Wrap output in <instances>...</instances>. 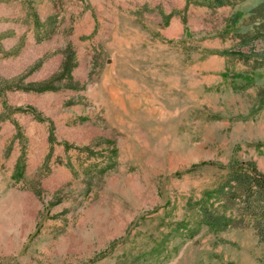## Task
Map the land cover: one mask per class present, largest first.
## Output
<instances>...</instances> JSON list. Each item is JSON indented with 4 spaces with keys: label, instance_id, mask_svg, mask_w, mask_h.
Masks as SVG:
<instances>
[{
    "label": "rangeland",
    "instance_id": "374dc122",
    "mask_svg": "<svg viewBox=\"0 0 264 264\" xmlns=\"http://www.w3.org/2000/svg\"><path fill=\"white\" fill-rule=\"evenodd\" d=\"M260 1L0 0V264H264L202 220L229 161L264 172V65L220 52L264 46ZM68 45L73 87H23Z\"/></svg>",
    "mask_w": 264,
    "mask_h": 264
},
{
    "label": "trees",
    "instance_id": "16d2710c",
    "mask_svg": "<svg viewBox=\"0 0 264 264\" xmlns=\"http://www.w3.org/2000/svg\"><path fill=\"white\" fill-rule=\"evenodd\" d=\"M208 6L234 5L240 0H192ZM248 17L255 22L253 29L239 34L242 43H248L256 38L264 40V0H261L249 9ZM35 21L39 18L35 15ZM49 29L44 31L40 39L50 36ZM223 54L233 53L245 60L253 59L255 67L264 65V46L259 49H252L250 52L230 51L223 49ZM63 58L59 68L46 79L40 81H31L23 87L35 91L58 89L63 84L54 83L56 81L67 80L65 86L73 87L72 68L76 64L75 52L71 46H67L63 51ZM10 79H4L6 83L4 88L12 87L7 84ZM34 110L28 106L27 109ZM18 110L27 111L23 106H18ZM49 139L52 141L53 134L49 133ZM18 164V163H17ZM19 172L22 170V164H18ZM19 176V175H18ZM217 201L216 207L212 211L202 210V220L215 228H228L236 226L247 217L253 225L259 239L264 240V172L256 169L253 161L231 160L228 163L226 176L219 184L208 191ZM234 212V213H233Z\"/></svg>",
    "mask_w": 264,
    "mask_h": 264
}]
</instances>
